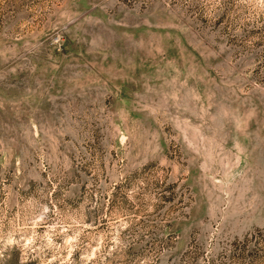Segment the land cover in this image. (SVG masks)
I'll list each match as a JSON object with an SVG mask.
<instances>
[{
    "label": "rangeland",
    "instance_id": "obj_1",
    "mask_svg": "<svg viewBox=\"0 0 264 264\" xmlns=\"http://www.w3.org/2000/svg\"><path fill=\"white\" fill-rule=\"evenodd\" d=\"M0 264H264V0H0Z\"/></svg>",
    "mask_w": 264,
    "mask_h": 264
}]
</instances>
